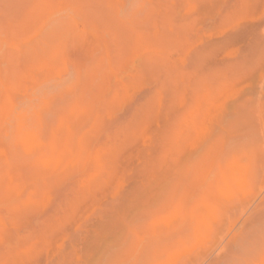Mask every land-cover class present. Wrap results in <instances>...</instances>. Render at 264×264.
Masks as SVG:
<instances>
[{
  "label": "rangeland",
  "instance_id": "rangeland-1",
  "mask_svg": "<svg viewBox=\"0 0 264 264\" xmlns=\"http://www.w3.org/2000/svg\"><path fill=\"white\" fill-rule=\"evenodd\" d=\"M0 264H264V0H0Z\"/></svg>",
  "mask_w": 264,
  "mask_h": 264
}]
</instances>
